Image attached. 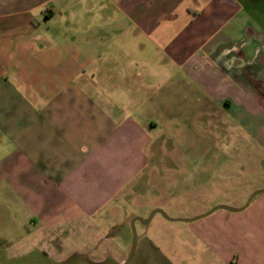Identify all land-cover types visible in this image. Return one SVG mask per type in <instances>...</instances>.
<instances>
[{
  "label": "crops",
  "instance_id": "1",
  "mask_svg": "<svg viewBox=\"0 0 264 264\" xmlns=\"http://www.w3.org/2000/svg\"><path fill=\"white\" fill-rule=\"evenodd\" d=\"M183 116L264 151V0H0V264H123L106 218ZM155 215L131 264H264V197Z\"/></svg>",
  "mask_w": 264,
  "mask_h": 264
},
{
  "label": "rangeland",
  "instance_id": "2",
  "mask_svg": "<svg viewBox=\"0 0 264 264\" xmlns=\"http://www.w3.org/2000/svg\"><path fill=\"white\" fill-rule=\"evenodd\" d=\"M198 127L203 128V122L196 119L195 123H189L183 116L175 125V132H170L158 143V155H155L156 160L148 174L121 198L115 206V213L106 218L108 224H122L113 229V247L121 248L125 241L131 248L134 235L132 221L143 216L150 219L156 210H161L164 215L156 214L148 228H152L151 236L166 241L185 226V223H172L168 219L192 220L219 206L240 209L256 192L264 190L263 150L253 148L248 140L245 147H241V143L229 140L234 135L231 133L224 134V139L217 141L215 134L201 132ZM253 159L260 160L259 170H253L248 164ZM238 161L246 162L245 166L229 164ZM229 174H235L234 181L226 179ZM210 176L214 180L209 182ZM228 183L233 186L229 191L225 187ZM235 193L249 196H236ZM262 197L264 193L256 195L250 204ZM144 228L141 222H136V247L142 231L146 230ZM26 264H49V261L36 255L32 262ZM78 264L88 263L83 260ZM105 264L113 262L110 260Z\"/></svg>",
  "mask_w": 264,
  "mask_h": 264
},
{
  "label": "water",
  "instance_id": "3",
  "mask_svg": "<svg viewBox=\"0 0 264 264\" xmlns=\"http://www.w3.org/2000/svg\"><path fill=\"white\" fill-rule=\"evenodd\" d=\"M262 193H264V190H261V191L256 192V193H255V194L249 199L248 203H247L243 208H241V209H232V208L227 207V206H219V207H216V208L213 209L211 212L207 213L206 215H204V216H202V217H200V218L206 217V216L212 214L213 212H215V211H217V210H227V211H231V212L243 211V210H245V209L248 207V205L250 204V202L252 201V199H253L256 195H259V194H262ZM157 213H161V214L164 215V213H163L161 210H156V211L152 214V216L155 215V214H157ZM152 216H151V217H152ZM197 219H199V218H197ZM147 221H148V220H147ZM136 222H144V221H143L141 218H136V219H134V220L132 221V228H133V234H134V235H133V244H132L131 252H130V254H129V256H128V259H127L123 264H131V262L133 261V258H134V254H135V250H136V243H137L136 232H135V224H136Z\"/></svg>",
  "mask_w": 264,
  "mask_h": 264
}]
</instances>
